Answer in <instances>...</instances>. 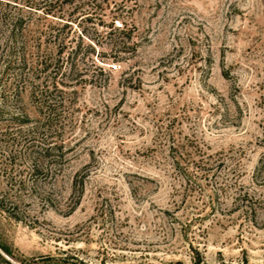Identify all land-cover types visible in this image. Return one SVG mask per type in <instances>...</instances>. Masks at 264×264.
<instances>
[{"label": "rangeland", "instance_id": "rangeland-1", "mask_svg": "<svg viewBox=\"0 0 264 264\" xmlns=\"http://www.w3.org/2000/svg\"><path fill=\"white\" fill-rule=\"evenodd\" d=\"M55 15L30 28L54 48L46 24L68 23L86 79L57 78L56 115L0 57V264H264V0ZM113 15L135 52L112 48Z\"/></svg>", "mask_w": 264, "mask_h": 264}, {"label": "trees", "instance_id": "trees-1", "mask_svg": "<svg viewBox=\"0 0 264 264\" xmlns=\"http://www.w3.org/2000/svg\"><path fill=\"white\" fill-rule=\"evenodd\" d=\"M94 1L96 0H0V35L3 40L0 47L4 50L0 57L4 69H16L19 73L16 75L22 83H30L33 97L38 101L41 110L48 112L47 115H56L55 110L63 104L64 89L59 87L57 78H62L63 82L66 79L77 80L76 82L86 79H79L82 70L77 60L80 43L70 46L60 33V29L68 23L50 21L46 24L47 34L44 41L50 40L54 48H44L43 40H40L37 30L39 28H30L32 16L36 13L44 15L45 18L50 15L57 16L55 13L63 6H73L74 9L82 12ZM98 1L99 4L109 2V0ZM117 17L118 15H113L108 23L98 24L109 28L106 37L110 36L109 42L112 48L131 54L136 50V42L132 40V35L128 32L130 30L125 27L123 19ZM113 19H120V25H114ZM111 34L115 35L111 36ZM116 58L113 57L114 60H117ZM29 70L31 73L27 72ZM37 78L42 79L36 81ZM52 132L53 130H50V164L55 167L67 160V147L64 148L63 142L58 141ZM33 145V141L28 144L30 148ZM220 264H248V261L244 258L236 263L222 261Z\"/></svg>", "mask_w": 264, "mask_h": 264}]
</instances>
